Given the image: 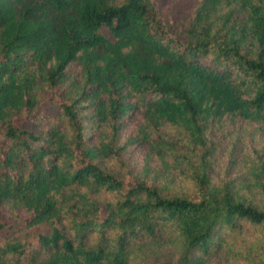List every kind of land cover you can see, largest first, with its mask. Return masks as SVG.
<instances>
[{
  "label": "trees",
  "instance_id": "obj_1",
  "mask_svg": "<svg viewBox=\"0 0 264 264\" xmlns=\"http://www.w3.org/2000/svg\"><path fill=\"white\" fill-rule=\"evenodd\" d=\"M0 233V264H264V0H0Z\"/></svg>",
  "mask_w": 264,
  "mask_h": 264
},
{
  "label": "rangeland",
  "instance_id": "obj_2",
  "mask_svg": "<svg viewBox=\"0 0 264 264\" xmlns=\"http://www.w3.org/2000/svg\"><path fill=\"white\" fill-rule=\"evenodd\" d=\"M198 1L199 0H155L161 17L173 23L180 22L185 16L191 13ZM9 221L12 222L13 231L17 235L19 232L22 233V236L27 234V230L20 229L18 222L13 220L12 217L9 218ZM32 231L33 230H29L30 235L33 233ZM0 237L3 238L2 233H0Z\"/></svg>",
  "mask_w": 264,
  "mask_h": 264
}]
</instances>
